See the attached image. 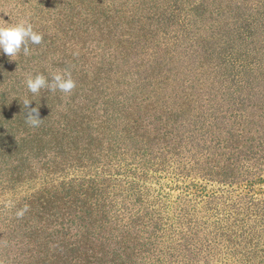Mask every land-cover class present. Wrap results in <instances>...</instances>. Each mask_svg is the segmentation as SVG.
I'll use <instances>...</instances> for the list:
<instances>
[{"label": "trees", "instance_id": "1", "mask_svg": "<svg viewBox=\"0 0 264 264\" xmlns=\"http://www.w3.org/2000/svg\"><path fill=\"white\" fill-rule=\"evenodd\" d=\"M24 20L43 41L0 52V264H264V0H0ZM65 69L70 94L24 84Z\"/></svg>", "mask_w": 264, "mask_h": 264}, {"label": "clouds", "instance_id": "2", "mask_svg": "<svg viewBox=\"0 0 264 264\" xmlns=\"http://www.w3.org/2000/svg\"><path fill=\"white\" fill-rule=\"evenodd\" d=\"M42 41L43 34L36 31L33 24L28 20L0 24V52L6 54L9 58L15 57L21 52L25 56L30 55L29 45H39ZM24 84L28 92L33 95L40 93L41 90L70 94L76 87V82L67 69L57 70L51 73L50 77H46L42 73L28 74ZM32 101L34 100L25 98L23 102L24 109L27 112L25 121L32 127H38L42 119L39 118L38 107L30 106ZM27 211L28 205H25L17 210L16 216L22 218Z\"/></svg>", "mask_w": 264, "mask_h": 264}]
</instances>
